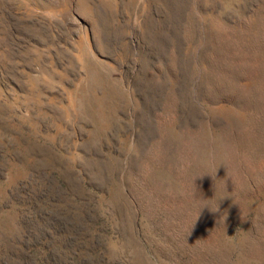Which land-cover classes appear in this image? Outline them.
<instances>
[{
    "label": "rangeland",
    "instance_id": "rangeland-1",
    "mask_svg": "<svg viewBox=\"0 0 264 264\" xmlns=\"http://www.w3.org/2000/svg\"><path fill=\"white\" fill-rule=\"evenodd\" d=\"M0 264H264V0H0Z\"/></svg>",
    "mask_w": 264,
    "mask_h": 264
}]
</instances>
